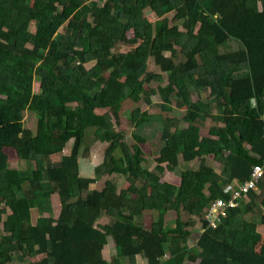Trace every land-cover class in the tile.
<instances>
[{"label": "trees", "instance_id": "trees-1", "mask_svg": "<svg viewBox=\"0 0 264 264\" xmlns=\"http://www.w3.org/2000/svg\"><path fill=\"white\" fill-rule=\"evenodd\" d=\"M173 11L182 27L170 25ZM150 58L160 71L149 69ZM164 79L151 90L161 98L156 114L133 109L131 145L116 128L123 104L151 102L143 85ZM173 105L182 117L171 115ZM26 110L37 116L35 130L25 126ZM146 127L160 131L153 169L140 145ZM92 136L107 144L94 176H83L79 157ZM6 147L26 170L11 166ZM196 160L197 170L178 171ZM263 160L264 0H0V264H264V175L216 227L205 217ZM165 170L180 184L162 181ZM170 211L177 218L167 228ZM103 216L110 222L99 223ZM194 218L203 232L190 247L183 242ZM109 238L111 263L103 257Z\"/></svg>", "mask_w": 264, "mask_h": 264}, {"label": "rangeland", "instance_id": "rangeland-1", "mask_svg": "<svg viewBox=\"0 0 264 264\" xmlns=\"http://www.w3.org/2000/svg\"><path fill=\"white\" fill-rule=\"evenodd\" d=\"M91 1V0H89ZM92 1H97L98 3H103L105 0H92ZM146 16L152 20H156V15L153 13L151 9H146L145 10ZM175 11L170 12L167 14V16L170 19V25L178 24L182 27V20H179L174 17ZM32 29L34 27L32 26ZM129 36L133 35L132 31L128 32ZM130 45H121L118 47L119 50H127ZM94 64V61H89L86 65L87 67H91ZM149 69L153 71H160L159 66H157L153 58L149 59ZM164 76L166 77V73H163ZM40 76H36L34 80V91L38 92L39 91V86H40ZM166 82V79H164L162 82L158 81H153L150 84H145L142 87V94L150 95L151 102L146 101L144 98L140 100L139 102H132L131 100H126L123 104V107L120 112V118L116 122V128L118 130H125L127 132L126 139L128 142L132 145L133 143L136 142V140L133 138V131L134 127L131 125L130 120H131V113L134 108H139L140 110H149L151 113L156 114L157 110H159V106H157V103L161 102L160 95L158 93L153 94L151 92L152 88H156L159 84H164ZM196 98V96H194ZM174 106V105H173ZM174 111L171 112V115H176L178 117H182L184 115V110L182 108H178L174 106ZM97 112H103L101 109H97ZM36 122H37V116L35 112L31 110H26L24 113V123L25 126L32 128L35 130L36 128ZM157 124V123H156ZM211 124V123H209ZM217 125H222V123H218ZM152 129V130H150ZM141 134H144L146 136L145 142H142L140 145L144 150V155L146 158L145 166L148 169H153L155 165V155L157 154V151L159 149V144H160V131L157 129H154L153 127L149 128H142L139 131ZM207 132V130H206ZM205 131L203 130V134ZM206 134V133H205ZM90 143V150L87 155H80L79 157V163H80V172L81 175L83 176H94V168L97 164H99L102 159H103V154L105 150V146L107 144L106 138L101 137L100 139H96L94 136H92L89 140ZM71 144L72 142H69L67 146L64 149L65 153H69L71 149ZM5 150L7 151L9 155V161L12 167H16L18 169L26 170L28 168L27 163L21 161L19 159L18 154L15 149L6 147ZM209 164H215V168L217 172H220V166L216 162H214L213 158L208 159ZM163 165H166L164 163ZM199 160H196L192 163H182L181 167L179 168V172L181 170L183 171H188V172H193V170H197L199 167ZM165 174L163 175L162 181H166L175 185H179L181 182V175L179 173H172L171 171L165 170ZM147 174V169L143 172L142 176L143 178H146ZM106 177V176H104ZM97 181L96 183L91 184V189L92 188H101L104 185L105 178ZM116 180L120 184L121 187H127L129 185V181L127 180L126 176L117 174L115 175ZM51 203H52V212L51 214L54 217H58L59 211H60V198L57 193L51 195ZM9 214V213H8ZM41 214L38 211V207H35L32 211V220L33 223H36V220ZM263 218H264V211L262 212ZM43 216H48V213L43 214ZM144 223L146 227H150L152 223V213L151 211H145L144 212ZM177 218V214L175 211H170L166 215V227L171 228L174 226L175 219ZM184 219H187V215H184ZM195 219V225L193 227H190V230L192 231V235L189 237V239L186 242H183L184 244H187L190 247L196 246L201 233L203 232L202 228V222L199 218H194ZM99 223H105V222H110V218L108 216H103L102 218L98 219ZM2 226V225H1ZM259 230L262 234H264V221L262 226L259 227ZM115 254V246L112 238H109V242L106 245V247L103 250V257L111 263L113 260V256ZM44 254L41 255H36L34 257H31L32 261H38L41 257H43ZM138 262L145 263L144 259L141 257H138ZM16 264H21L19 261L16 262Z\"/></svg>", "mask_w": 264, "mask_h": 264}, {"label": "built area", "instance_id": "built-area-1", "mask_svg": "<svg viewBox=\"0 0 264 264\" xmlns=\"http://www.w3.org/2000/svg\"><path fill=\"white\" fill-rule=\"evenodd\" d=\"M263 175L264 162L253 166L249 178L244 183L227 187L228 198H219L211 202L205 216L210 225L216 227L217 223L223 217H226L231 209H235L244 203L247 195L258 188L259 181Z\"/></svg>", "mask_w": 264, "mask_h": 264}, {"label": "crops", "instance_id": "crops-1", "mask_svg": "<svg viewBox=\"0 0 264 264\" xmlns=\"http://www.w3.org/2000/svg\"><path fill=\"white\" fill-rule=\"evenodd\" d=\"M236 184H238V182H237V181H234V182H233V185H236ZM257 190H258V189H257Z\"/></svg>", "mask_w": 264, "mask_h": 264}, {"label": "clouds", "instance_id": "clouds-1", "mask_svg": "<svg viewBox=\"0 0 264 264\" xmlns=\"http://www.w3.org/2000/svg\"><path fill=\"white\" fill-rule=\"evenodd\" d=\"M257 189H258V188H257ZM257 189H256V190H257ZM212 202H213V201H212Z\"/></svg>", "mask_w": 264, "mask_h": 264}]
</instances>
